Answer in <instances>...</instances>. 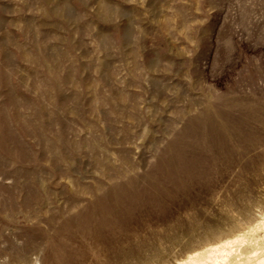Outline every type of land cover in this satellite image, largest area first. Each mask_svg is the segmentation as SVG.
<instances>
[{"label": "rangeland", "instance_id": "1", "mask_svg": "<svg viewBox=\"0 0 264 264\" xmlns=\"http://www.w3.org/2000/svg\"><path fill=\"white\" fill-rule=\"evenodd\" d=\"M263 222L264 0H0V264L255 257Z\"/></svg>", "mask_w": 264, "mask_h": 264}, {"label": "bare ground", "instance_id": "2", "mask_svg": "<svg viewBox=\"0 0 264 264\" xmlns=\"http://www.w3.org/2000/svg\"><path fill=\"white\" fill-rule=\"evenodd\" d=\"M234 243L236 241L218 247H209L205 251L196 252L175 264H264V255L240 258L234 254L233 257L235 250H232V244Z\"/></svg>", "mask_w": 264, "mask_h": 264}]
</instances>
